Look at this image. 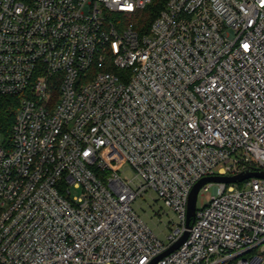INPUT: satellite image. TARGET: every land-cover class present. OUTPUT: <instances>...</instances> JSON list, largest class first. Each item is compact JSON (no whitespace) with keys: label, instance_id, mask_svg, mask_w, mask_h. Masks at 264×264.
Instances as JSON below:
<instances>
[{"label":"built area","instance_id":"built-area-1","mask_svg":"<svg viewBox=\"0 0 264 264\" xmlns=\"http://www.w3.org/2000/svg\"><path fill=\"white\" fill-rule=\"evenodd\" d=\"M151 1L0 0V94H25L0 135V264H148L199 179L264 172V0H166L138 32ZM147 189L167 244L131 207ZM199 191L155 264H264V177Z\"/></svg>","mask_w":264,"mask_h":264},{"label":"rangeland","instance_id":"rangeland-1","mask_svg":"<svg viewBox=\"0 0 264 264\" xmlns=\"http://www.w3.org/2000/svg\"><path fill=\"white\" fill-rule=\"evenodd\" d=\"M124 174L132 177L129 170H125ZM70 191L72 196L81 193V189L75 187H72ZM205 202V193L199 191L196 207H201ZM131 207L164 244L169 242L168 235L175 228L177 217L153 190L147 189L143 194L137 196L131 203Z\"/></svg>","mask_w":264,"mask_h":264},{"label":"trees","instance_id":"trees-1","mask_svg":"<svg viewBox=\"0 0 264 264\" xmlns=\"http://www.w3.org/2000/svg\"><path fill=\"white\" fill-rule=\"evenodd\" d=\"M166 0H152L137 17L135 28L138 32H145L147 27L163 8ZM25 94L3 95L0 94V135L2 141L9 146L11 140L12 125L21 98Z\"/></svg>","mask_w":264,"mask_h":264},{"label":"water","instance_id":"water-1","mask_svg":"<svg viewBox=\"0 0 264 264\" xmlns=\"http://www.w3.org/2000/svg\"><path fill=\"white\" fill-rule=\"evenodd\" d=\"M250 177H264V172L262 171H252L249 169L243 170L235 175H209L199 179L190 190L187 200V209H186V218H185V229L183 233L176 239L172 244H170L166 249H164L161 253L153 257L148 264H155L157 260L161 257L167 255L168 253L175 250L187 237L188 228L190 227V223L193 220L196 210V199L199 189L206 182H226V183H235L240 182L244 179Z\"/></svg>","mask_w":264,"mask_h":264},{"label":"snow or ice","instance_id":"snow-or-ice-1","mask_svg":"<svg viewBox=\"0 0 264 264\" xmlns=\"http://www.w3.org/2000/svg\"><path fill=\"white\" fill-rule=\"evenodd\" d=\"M244 47L247 48V45H245Z\"/></svg>","mask_w":264,"mask_h":264}]
</instances>
